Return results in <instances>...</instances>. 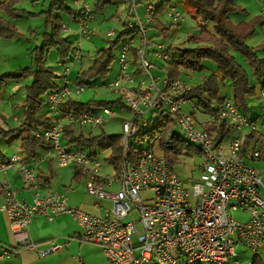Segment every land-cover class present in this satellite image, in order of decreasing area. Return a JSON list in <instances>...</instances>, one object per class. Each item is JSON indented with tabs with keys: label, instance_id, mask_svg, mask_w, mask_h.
Returning <instances> with one entry per match:
<instances>
[{
	"label": "built area",
	"instance_id": "built-area-1",
	"mask_svg": "<svg viewBox=\"0 0 264 264\" xmlns=\"http://www.w3.org/2000/svg\"><path fill=\"white\" fill-rule=\"evenodd\" d=\"M161 1L151 0L143 18L134 5L137 21L127 22L128 28L138 29L144 37L139 52V75L130 71L128 51L124 49L119 57V76L106 85L107 89L120 94L138 119L122 123V160L114 175L103 172L104 165L97 158L68 147L63 138L68 125L105 126L108 118L118 117L114 109L97 108L83 115L64 111L67 100H76L75 97L86 90L84 85L70 87L68 68L64 70L63 86L46 98L53 126L43 135L50 143V153L58 166L72 167L83 174L88 194L98 200L94 204L96 212L70 206L68 197L58 191L48 190L43 195L38 187L37 169L26 161L20 149L0 161V176L17 171L24 182L36 190L32 203H27L17 199L18 193L11 186H2L6 199L3 207L12 224L17 249H37L29 233L37 214L46 216L49 221L63 214L71 215L81 228L82 241L101 247L108 264H237L239 246L254 255L264 246L262 173L249 165V161L261 158L262 150L258 139L253 140L251 146L246 147L245 143L246 135L264 129V92L260 117H246L231 100H226L198 129L197 119L183 111L188 103L184 95L191 87L180 79L172 81L153 73L157 69L155 59L169 60L168 47L160 45L152 52V58L147 53V25L154 22L155 10ZM73 3L83 11V19L92 17L84 0ZM167 16L173 22L182 19L176 7H170ZM87 32V28L82 27L80 35L86 36ZM114 35L112 31L108 36ZM82 58V53L78 52L76 60ZM152 112L173 116L184 137L201 149V177L191 189L170 162L150 148L148 139L137 144L138 148L131 154L130 145L141 126L147 127L146 117ZM215 123L231 126L234 134L218 141L220 127ZM115 186L119 188L114 190ZM239 210L248 215L245 221L235 218L234 213ZM51 244L52 249L43 255L62 247L55 241ZM14 251L0 250V260L11 257Z\"/></svg>",
	"mask_w": 264,
	"mask_h": 264
},
{
	"label": "trees",
	"instance_id": "trees-1",
	"mask_svg": "<svg viewBox=\"0 0 264 264\" xmlns=\"http://www.w3.org/2000/svg\"><path fill=\"white\" fill-rule=\"evenodd\" d=\"M19 1L20 0H0V39L15 40L21 37L16 24L8 19L16 20L20 17L22 11L17 9ZM67 1L68 0H51V9L47 12L48 16L46 18L48 32L44 34L41 47H37L33 51V65L15 74L0 75V101L2 100L6 83L9 81H19L25 77H31L33 79L32 84L27 87L26 98L22 105L26 114L24 123L20 127L14 129H6L0 126V143L2 141L5 143L8 142L7 140L11 138V136L17 134L22 129L27 132L26 137L21 141L20 150L25 155V159L29 164H33L32 161L38 157V150L40 148L50 147V143L43 135L45 130L53 126L46 98L50 93L60 89L61 86L57 84V79H66L64 75L61 77L57 76L52 69L46 65V58L50 50L56 49L59 58L62 61H66L70 58L73 49V44L69 42L67 38L61 36V32H63V22L61 17L55 15L53 11L66 13L73 20L79 22L82 18L83 11L71 9V7L67 5ZM115 1L124 2V0H96L94 10L95 12L101 11L106 5L114 3ZM147 1L149 4L151 0ZM187 1L194 9L195 19H200V23L198 24L199 33L197 35L189 34L185 45L194 43L196 46L193 48L169 46L167 48L170 53L169 60L164 61L167 77L172 81L177 80L182 70H188L192 73H204L207 71L205 62H212L216 65V70L214 71L210 68L213 73L203 76V81L200 85L191 87L190 90L185 93L184 96L187 102H191L196 109L210 116L219 105L223 104L226 100H231L244 116L247 115L246 117L249 118L260 117L261 101L260 112L257 113L250 107L249 100L256 96L258 87L261 88V94L264 92V58H260L257 53L259 50H264V41L256 48L248 46L246 41L249 36L255 33L256 27L260 23L264 24V17L253 19L248 23L246 28L242 31H237L230 16L237 13L246 15L248 13L236 3V0ZM161 2L155 10L154 23L147 25L148 31L149 29L155 31L151 37H147L148 46L149 41H153L154 38H168L171 34V29L167 28L160 20V16L171 7V0H162ZM134 5L136 6V3H132L128 6L129 14L132 12V9H134ZM92 14L93 12H91V16ZM137 30L136 28H128L127 22H125L124 29L121 33H119L114 41L110 42L107 48L100 50L96 54L90 67L77 76L75 82H73L74 85H84L86 87L94 81H98L100 84L105 82L112 65L116 61V48L127 36L136 34ZM124 49H127L132 56V61L129 62L130 71L139 75L141 71L139 59L140 49L138 50L130 45L125 46L123 50ZM235 54L243 56L248 65V69L239 62ZM148 56L151 57V54L148 53ZM227 80L231 82L233 91L232 99L220 97V83L226 82ZM69 82L71 84L70 80ZM108 84L109 83H103L101 87L106 88ZM215 100L218 102L216 106L214 105ZM103 107L111 109L121 107V109L130 111L123 102L121 96L116 100H92L88 103H81L77 100L69 99L64 103L63 110L83 115L94 109ZM154 114L158 115L156 119H154ZM191 114L196 118V112ZM146 118L148 125L147 127L141 126L139 134L134 137L133 140L135 141L130 145L131 154H134V148L136 149L137 144L143 142L144 139H148L150 148L155 152L156 149L160 150V155L164 156V158L170 162L176 172V167L181 164L182 160L190 158L195 154H201V149L198 146L190 143L184 135L180 136L175 133L174 129L178 125L170 114L165 112H152ZM116 119L119 118L117 117ZM133 119L138 120L135 114ZM123 122L124 120L122 123ZM198 124L201 125V122L198 121ZM215 124L220 127V137L217 139L218 141H224L228 139L231 134H234L235 129L231 128V126L225 123ZM78 128L81 130L83 129L80 126L68 125L65 127L63 138L68 144L67 146L85 151L89 156L97 159L98 155L103 150L110 151V155L106 158V162L112 166L114 172L118 170L123 151L121 134L110 135L105 132L104 126H96L87 128L91 130L100 128L102 131L97 135H94L93 132H90L88 136H85L83 132L77 135L76 129ZM262 130L264 129L261 128L257 134L252 133L246 135V147L251 146L252 141L258 139L259 149L262 150L260 159L249 161V165L252 167H254V162L264 160V134L261 133ZM6 158L7 157L0 151V161ZM261 173L263 179L264 172ZM43 178L44 177H40L41 183L44 181ZM73 178L75 180H81L83 174L79 170H76V174ZM52 179L53 176L50 175L46 178V181L51 183ZM262 249L255 255L252 253L253 259L251 264H264L260 254Z\"/></svg>",
	"mask_w": 264,
	"mask_h": 264
},
{
	"label": "rangeland",
	"instance_id": "rangeland-1",
	"mask_svg": "<svg viewBox=\"0 0 264 264\" xmlns=\"http://www.w3.org/2000/svg\"><path fill=\"white\" fill-rule=\"evenodd\" d=\"M138 1V0H137ZM85 4L89 6L90 11L93 12L92 17L88 19L81 18V21L73 20L68 14L63 12L53 13L61 17L63 22V32L61 36L67 38L69 42L73 44V49L70 58L66 61H62L59 58L58 51L56 49L50 50L47 58L46 65L52 69V71L59 77L64 75V70L69 69L68 79L71 81L70 87H74L75 79L84 70L88 69L92 64L96 54L110 45L111 41H114L116 37L124 29V23L129 22L134 24L136 16L134 14V9L132 12L128 13V6L132 4L133 0H126L122 3L115 1L114 3H109L101 11L95 12L94 5L96 0H84ZM139 0L136 4V11L141 18L144 17L145 9L144 7L146 0ZM67 5L75 11L81 10L79 7L75 6L73 0H68ZM173 5L176 7L177 11L181 14L182 19L180 22H173L171 18L167 16L168 10L160 16V20L166 25L167 28L171 29V34L168 38L157 37L153 41H149V46L147 53L152 54V52L160 45L162 46H185L187 48H193L196 45L194 43H189L185 45L186 39L191 35H197L199 33L198 24L200 19H195V13L193 7L189 4L187 0H172ZM236 3L247 11V15L243 13H237L231 15V21L235 26L237 31H242L248 26V23L255 18L264 17V0H236ZM128 5V6H126ZM51 0H20L17 9L22 11L19 18L13 21L21 37L15 40H5L0 39V75L4 74H15L21 70L31 67L34 63L33 51L37 47H41L43 43L44 34L48 32L46 18L48 16V11L51 9ZM155 21V19H154ZM154 23V22H153ZM82 27H86L88 32L87 35H80ZM67 29V30H66ZM148 30V29H147ZM114 31L115 35L109 37V33ZM155 33L154 30L149 29L147 37H151ZM148 37V38H149ZM143 37L140 32L136 34L127 36L120 45L115 50L116 61L111 67L110 73L103 83L114 82L118 74L120 73L119 57L125 46H132L138 50L143 46ZM264 41V24L260 23L251 36L247 38V45L256 48ZM148 45V43H147ZM80 52L83 55L82 60H76V54ZM258 56L264 58V50H259ZM130 61H132V56L128 52ZM239 62L248 69V65L240 54H235ZM157 69L153 71L154 74L160 75L162 77H167L166 70L164 68L165 62L159 59H155L153 62ZM205 66L207 71L204 73H192L188 70H182L179 79L186 83L189 87H196L200 85L203 81V76L210 75L213 73L211 69L216 70V65L212 62L206 61ZM211 68V69H210ZM33 79L31 77H25L19 81H9L4 86L3 97L0 101V126L4 128H16L13 124H6L5 119L11 118L14 114H23L22 105L26 98L27 87L32 84ZM103 83H98V81L92 82L89 86H86L85 92L75 97L77 101L81 103H88L92 100L98 101H111L116 100L120 97V94L114 92L110 89L101 87ZM57 84L63 86V80L57 79ZM220 97L233 98V91L231 87V82H221L220 83ZM261 88H257V94L254 98L249 100L250 107L253 108L254 112H260V101H261ZM218 104L217 100L214 101V105ZM20 109V112L18 111ZM46 110V109H45ZM186 114H191L196 112V118L199 122L205 121L209 115L203 114L201 110L194 107L191 102H188L186 106L183 107ZM114 111L117 113L119 119H110L109 123L104 126L105 132L110 135H119L122 133V121L131 120L134 117L132 111L127 109H121V107H115ZM157 114H154V119L157 118ZM201 129V126H197ZM261 130V129H260ZM102 130L100 128L90 129V128H80L76 129V134L79 135L81 132L85 136H88L90 132L97 135ZM175 133L180 136L183 135L182 130L179 126L174 129ZM264 134V130L261 131ZM10 139V138H9ZM11 141V139L9 140ZM21 137L9 142L0 143V151L6 156H11L20 149ZM156 153L161 154L160 150L156 149ZM110 155V151L103 150L98 155V160L104 165L103 172L107 174L114 175V170L112 166L106 162V158ZM48 156L54 165L50 166L49 171H52L54 179L52 180L51 187L55 191H63L67 193L68 197L77 205L86 204L94 205L98 200L90 196L86 189V181L84 178L81 180H75L73 177L76 174V170L72 167L62 168L57 165L55 161V156L47 151L45 148H40L38 150V158ZM202 162V158L199 154H195L190 158L182 160L181 164L176 167L177 173L181 180L188 186H192L200 181L201 173L199 170V165ZM37 168L40 167L41 172L47 173L48 169L46 166L38 161L36 162ZM119 187L115 186L114 190ZM146 194H143V198ZM105 204V202H101ZM108 208L111 207L109 203L105 204ZM235 218L238 221H245L248 215L239 210L234 213ZM264 254V249L261 251ZM260 253V254H261ZM253 259V254L251 251H247L244 247H238V259L241 264H249ZM264 261V255H262Z\"/></svg>",
	"mask_w": 264,
	"mask_h": 264
},
{
	"label": "crops",
	"instance_id": "crops-1",
	"mask_svg": "<svg viewBox=\"0 0 264 264\" xmlns=\"http://www.w3.org/2000/svg\"><path fill=\"white\" fill-rule=\"evenodd\" d=\"M124 2H126V0H124ZM135 3H139V0H135ZM147 4L148 1L146 0L144 7H146ZM171 7H175L172 3V0ZM21 110H23V114H14L11 118L2 121H5L6 124H13V126H15L16 128L20 127L24 123L26 118L24 108L22 107ZM18 111L20 112V109ZM26 135L27 132L22 129L17 134L11 136L10 139L12 141L21 137L22 141V139L25 138ZM10 139L7 140L9 143H11V141H9ZM45 149L50 152V147ZM5 157L8 156L5 155ZM38 159L39 162L43 163L47 169L54 164L52 162V158H50L51 160H49L48 156H44L41 158L37 157L32 161V165L37 169L39 175V190L44 195L48 190L55 191V189L51 187L52 182L49 183L46 181V178L50 175L53 176V174L52 171H49L50 169H48L47 173L39 171L40 167L37 168L36 164ZM253 166L256 167L259 171L264 172V160L254 162ZM40 177H44V181L42 183L40 182ZM262 182V194L264 197V175ZM3 185L11 186V188L18 193L17 199L19 201H26L27 203H32L34 192H36V190L31 188L24 182L17 171H10L0 176V250L6 248L15 250L11 253V257L0 260V264H108L105 252L101 247L82 241L81 228L76 223L74 218L69 214L60 215L56 217L54 221H49L46 216L37 214L34 217L29 229L31 239L35 243L37 249L32 250L28 247L17 249V243L15 240L12 224L3 207L6 201L2 188ZM58 192L63 193L68 197L66 191ZM68 203L72 207L81 208L89 213L96 212L94 205H77L69 197ZM52 241H55L58 244H62V247L57 251H53L47 255H43L42 253L52 249ZM262 255L264 254L261 253V257ZM237 262V264H241L239 261ZM249 264H251V262Z\"/></svg>",
	"mask_w": 264,
	"mask_h": 264
}]
</instances>
